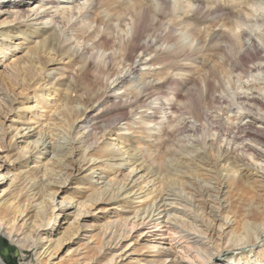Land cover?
Instances as JSON below:
<instances>
[{
    "label": "bare ground",
    "instance_id": "bare-ground-1",
    "mask_svg": "<svg viewBox=\"0 0 264 264\" xmlns=\"http://www.w3.org/2000/svg\"><path fill=\"white\" fill-rule=\"evenodd\" d=\"M221 1L0 0V236L29 264H264V0Z\"/></svg>",
    "mask_w": 264,
    "mask_h": 264
},
{
    "label": "rangeland",
    "instance_id": "rangeland-1",
    "mask_svg": "<svg viewBox=\"0 0 264 264\" xmlns=\"http://www.w3.org/2000/svg\"><path fill=\"white\" fill-rule=\"evenodd\" d=\"M210 1H212V0H210ZM229 1L230 0H223V1L219 2V5L216 8V10L218 11L217 13L220 12L219 14H224V13H227V12H229L231 10H237L239 7L238 6L236 7L235 4H238V3H240V7H243L244 5H245L244 7H246L247 4H245V3L247 1H249V0H245V2H244V0L243 1L242 0H232V2L231 1L229 2ZM233 5H235V6H233ZM232 6H233V8H232ZM227 7H229V8H227ZM202 30H203V28H202ZM178 33H179V31H178ZM184 36L181 39V42H183L187 46L188 45H191V49H193L195 47L196 43H197L196 40L193 39L190 35L188 37H187V35H184ZM207 38H208L207 36H204V39H205L206 42H207ZM211 51L212 50H207V51L204 50L203 53H199V54L196 55V61H198V62L195 64L196 67L194 69H195V72L197 71V75L199 73L203 72L204 69H205V67L207 65L212 64V62L214 60V56L211 54L212 53ZM250 52H251V54H253L252 51H250ZM243 56H245L244 58L246 60L250 59V55L249 54H246V55L243 54ZM53 74H55V73H53ZM197 75L194 74V71H193V76L196 77ZM56 77H58V76H56ZM248 79L249 80H253V77H249ZM233 80H235V79H233ZM228 83H229V85H227ZM231 83H233V84H231ZM190 84L188 85V87H190ZM238 84H239L238 82L237 83L236 82H233L231 80V78H229V82L225 78L224 79V83H223V87H225V88H227V87L229 88L230 86L231 87L232 86L235 87ZM190 95L195 100L197 99V95H196V93L194 91H192ZM114 100H118V99H114ZM114 100H112V101L110 100V101L105 102L104 103V106L105 107L106 106H108V107L113 106ZM217 113L219 115L221 114V112L219 113L218 111H217ZM115 116H117L116 113L113 112V110H109V112L105 115V118L104 119H106V120H113L114 118H116ZM138 116H139V114H135L133 117L135 119H138ZM175 138H178L177 135L175 136ZM175 138H173V139L175 140ZM151 150L153 151L154 150V147L151 146ZM148 154L149 153H147L146 150H144L143 158H145L147 160L146 161L147 165H149V163L151 161L152 162L150 163V165L151 164L152 165H156V164L158 165L159 164L158 161L157 162L155 161L156 163L154 164L153 163V160H152L153 159L152 156H156V152L153 151V153L149 154V156H148ZM148 160H150V161H148ZM0 253L2 254L3 258L7 261L8 264H29V263H31V262L34 261L33 252L30 249L21 250L18 246L10 243L9 241H7L6 239H4L1 236H0ZM231 254H233V252L224 251L222 253V256L226 257V256H229ZM61 263L64 264L65 262L63 260H61Z\"/></svg>",
    "mask_w": 264,
    "mask_h": 264
}]
</instances>
